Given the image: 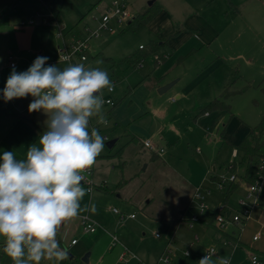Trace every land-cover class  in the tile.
<instances>
[{"label":"rangeland","instance_id":"obj_1","mask_svg":"<svg viewBox=\"0 0 264 264\" xmlns=\"http://www.w3.org/2000/svg\"><path fill=\"white\" fill-rule=\"evenodd\" d=\"M114 1L124 5L131 20L134 17L132 13L136 15L137 10L140 9V7L137 9L133 7L132 1L136 0H102L96 8H87L89 10L84 12L81 19L76 17L73 21L72 14H65L66 22L69 25L75 24L74 29L70 31V26L53 28L42 48L34 45V35L30 34L27 24L21 26L24 31L18 27L6 25L11 10H4L0 17V98L3 97V88L12 67L15 66L17 72L26 71L38 56L49 57L46 66L56 65L63 69L70 65L83 64L86 69L99 68L106 71L110 81L114 84L113 91L102 90L104 101L109 100L111 103H104L102 106V113L107 118L108 124L105 126L98 123V116L91 117L89 121V133L95 128L102 137L106 138L105 147L93 165L94 175H100L107 181L120 176L122 172L124 179L127 180L124 186L132 187L133 183H137L139 180H147V183L139 191V195H146L145 199L141 197V200L138 201L137 194L129 206L130 213L134 218L144 219L148 227V229L136 228L135 236L143 241L147 250H152V256L156 255L153 264H159L158 261L162 257L168 258V262L165 264H188L189 259H184L183 254L186 250L191 251L190 243H195L194 236L198 233L196 226L199 223L196 222L197 224L189 228L185 219H190L192 215H198V201L194 199L189 202V198L186 199V189L182 186V179L177 176L175 171L184 175L190 167L192 157L195 160L200 159L209 163L210 170L206 182L198 187L204 189L205 193L207 187L215 192L219 188L218 180L215 179L214 182L211 178H217L223 175L222 173L228 176L229 173L226 171L228 164L244 162V157L239 149H237L238 157H232V145L224 142L220 136L227 139L244 138L248 129L264 118V33L262 31L258 33V30L255 32L251 26L254 19L253 13L258 17L261 14V7H256V11H254L249 1L242 2L239 11L241 13L238 15L234 13L230 4H227V8L222 12L223 0H216V3L206 0V5H201V2L196 4L193 1L194 9L204 8V11L219 12L216 13L218 18L213 15L208 18L211 25H214L217 30L220 25H225L223 21H220V17L226 20L236 19L238 23H242L238 25L239 34L236 38H238L241 51L248 52L245 53V58L252 56L253 62L250 65H245V61L242 62L240 59L229 61V56L234 54V49L238 45L235 47L228 43L231 39L225 40V36H223L211 48H205L211 52V49L222 47L226 52V55L223 53L222 57L228 59L227 65L222 66L220 69L223 71L218 70L196 91L184 96L181 92L187 89V84L200 76L212 64V53L206 55V50L198 51L195 47V52H191L188 57L177 61L178 55L182 53L172 54L168 49L170 53L166 56L167 58L156 64L154 56L162 57L167 46L159 44L158 38L153 34L152 25L147 24L139 29L130 30L127 29V23L131 20L111 18L106 24V28L99 29L103 15H109L108 11H113L112 3ZM182 1L186 0H177L179 4L175 3L176 0H156L155 2L157 9L161 8L168 12L167 15L173 23L174 21L180 23L189 13V8ZM139 2V6L147 8L150 6L148 3L153 0H140ZM239 17H241L240 20H237ZM251 28L258 36V44L255 48L254 33L250 34ZM90 32L97 33V36L89 39L88 48L83 53L85 61L80 62L77 56L72 58L71 64L59 60L58 46L61 47L77 38L88 37ZM57 34H60V37H57ZM232 37L234 36L232 35ZM152 43H158L156 51L148 53L138 63L127 66L121 62L125 57L147 52ZM193 43L195 42L189 45L190 48L195 46ZM8 57L11 58L8 59ZM172 57L174 58L171 60ZM10 63L13 64L11 67ZM156 71L167 73L168 78L176 76L174 79H179V81L166 92L159 94L157 93L159 87L152 90L154 80L150 79ZM235 75H239L241 79H234ZM174 79L173 81H175ZM228 81H233V90L242 91L228 101L230 113H216L214 115L219 116L218 120H214L213 124L206 126L207 129L204 127L205 129L201 131L198 128L192 130L194 119L201 116L198 111L194 110V106H203L205 104L203 98L206 93L218 92L220 87L222 90L224 82ZM33 99L31 96L14 99L16 108L25 110L32 120L45 126L47 119L45 113L42 111L30 113L28 111V106ZM146 110H149L152 115L154 114L157 124L155 121L153 124L149 122L148 115L138 118L139 123L144 129L150 126L149 128L157 130L153 139L157 140V145L163 149V154L157 158V175L153 173L151 164L147 169H144L149 151L143 146V140L141 146L137 142L129 141V135H131L129 132L133 131L128 128L127 117L135 111L144 113ZM189 110H192V113H189ZM158 125L159 127H157ZM133 134L140 140L143 139V134L138 133L139 135H137L136 132ZM164 134L173 137L171 142ZM191 139H194L196 143H191ZM111 140L115 142L109 148L106 146V142ZM119 163L123 167H118ZM101 165L104 168H101ZM112 165L116 168H112ZM211 168H216L215 175ZM238 172L242 174V168ZM129 174H131V179H129ZM134 174H136L135 177ZM149 176H151V180L147 179ZM227 188L228 184L220 189L226 192ZM221 193L223 198L225 194ZM209 195L207 193L204 195L205 204H207L206 198ZM117 201L121 206L124 205V200ZM112 210L122 212V209L117 205H111L110 208L104 206V211L109 213L108 215ZM182 213H184L183 216ZM203 219L205 218L198 216V220L202 221ZM155 234L157 238L154 237ZM137 258L139 264H149L141 261L138 256ZM0 264H6V262L0 261Z\"/></svg>","mask_w":264,"mask_h":264},{"label":"crops","instance_id":"obj_2","mask_svg":"<svg viewBox=\"0 0 264 264\" xmlns=\"http://www.w3.org/2000/svg\"><path fill=\"white\" fill-rule=\"evenodd\" d=\"M100 1L102 0H0V17L4 10H11L10 17L6 25L10 27H18L24 31L21 26L27 24V29L29 30L30 34L34 35V45L36 44V47L42 48L43 43L45 44V41L49 37V34L52 33L53 28L55 29L56 27L60 26L65 28L66 26H70V31L74 29L75 24L69 25V23L66 22L64 16L65 14H72L73 21L76 17L81 19L84 12L89 10L87 8H96ZM139 1L140 0H136L135 2L132 1L134 8L137 9V7H140L139 11L137 10L136 13H142L152 5L157 8V3L155 2L156 0H153L152 4L147 8L139 6ZM193 1H195L196 4L197 2H201V5H206V0L182 1V3H184L185 6L189 8V13L180 23L175 21L173 23L171 18H169L167 15L168 12L161 8H158L159 10H155L154 16L147 23L150 26H153V34H155L156 38H158L157 41L159 40V44L167 46L166 52L162 53L161 55L162 57H159L158 61L155 59L156 64L163 62L167 58L166 56L170 53V51L172 54L182 53L178 55L179 58L177 61L183 57H188L191 52H195V47H197L198 51L206 50V55L208 53H212V64H210L200 76L192 79L187 84V89L185 91H180L184 96L196 91L201 85L205 84V82L211 76L215 75L218 70L223 71L220 68H222L224 65H227L226 61L228 59L222 57L223 53L226 55V52L222 47L214 50L211 49V52L205 47L211 48V46L215 45L216 41H220L221 37L223 36H225V40L230 38L231 41L229 40L228 43H231L236 47L238 45V38H236L239 34L238 25L242 24L238 23L236 19L226 20L220 17V21H223L225 25H220V28L217 30L214 25H211L210 20L208 19L211 18L212 15L218 18L219 16H216L217 11H204V8L194 9L193 7L195 4ZM210 1H213V3L215 1L216 3V0ZM246 1H249L250 6L251 8H254V11H256V7H261V14L258 17L255 13H253L254 19L253 23H251V26L253 29H255V32L258 30V33L259 31L264 33V0H223L224 5L222 12L227 8V4H230L233 7L232 9L235 14L241 13L239 12L240 5L242 2ZM175 3L179 4L177 0ZM132 15L135 14L132 13ZM240 18L241 17H239L237 20H240ZM230 32L232 33L231 35L229 34ZM252 32L253 30L251 28V35ZM255 32H253V40L256 43L254 48L258 44V36ZM232 35L234 37H232ZM192 42H195L193 43L195 46L190 48L189 45ZM222 44L224 46V43ZM234 50L235 52L232 56L228 55L230 57L229 61L240 59L242 62L245 61V65H250L251 62H253L252 56L245 58V53L248 52L241 51L240 45H238V47H236ZM9 58L11 57H8V59ZM173 58L174 57H172L171 60ZM164 73L165 72L158 73L156 71L152 74L150 78L154 80L152 90H156L158 87H161L162 85H165L176 78V76H171L168 78L166 76L167 73ZM234 79L241 78L239 75H235ZM178 81L179 79L175 80V83ZM230 82L233 81H228L227 83L224 82L222 90L219 86L220 88H218V92H213L211 94L206 93L205 97L203 98L205 101L203 106H205L211 100L219 97L223 93L225 86ZM203 106L195 105L194 110L200 113V110ZM16 107L17 106L14 99L5 102L3 97L0 98V156H2L6 151H11L14 152L16 158L25 159L27 148L29 145L37 142L39 135L43 132L45 126L44 124H38L32 120L25 110H21L20 108L17 109ZM189 113H192V110H189ZM216 113L225 112L216 111L205 113L203 115L200 114L201 116H198L194 119L191 129L194 130V128H198V130L201 131L205 129L204 127L213 124L214 120L216 121L219 118L218 115H214ZM145 115H148L147 118L149 122L153 124L155 121L157 124V119H155L154 114L152 115L149 110L144 111V113L137 111L131 113L126 120L129 130L136 132L137 135L140 133L144 136L143 139L140 140L135 134H133V132H129V134H131L129 135V141L137 142L141 146L142 140L143 142L150 140L153 145H156L158 148H160L159 145H157V140L153 139V135H156L157 130H154V128H149L150 126L144 129L139 123L140 121L138 118ZM157 127H159V125ZM169 129L172 128L169 127ZM165 137L170 142L173 139V137L169 135H165ZM221 137L224 142L232 145V157H238L239 151L237 150L236 145L243 138L232 137L227 139L223 138L224 136H220V138ZM190 142L196 143L194 139H191ZM148 153V158L145 160L146 168L144 167V169H147L151 164L153 173L157 175V158L159 155L154 156V154L150 151ZM161 154H163V152ZM242 155L244 157L243 153ZM208 165L209 163L203 162L200 159L195 160L192 157L190 167L187 169L184 175H180L178 171H175L177 176L183 180L182 181L180 179L182 186H184L186 189L185 197L186 199L189 198V202L194 200L195 189L199 188L198 186L203 185L206 182L207 174L210 170ZM231 165L232 163L228 164L226 171L227 168L231 167ZM117 166L120 168L123 167L120 163ZM101 168H104L103 165H101ZM112 168H116V166L112 165ZM238 169L240 170L241 168ZM238 169L235 174L242 175L243 172L242 174H239ZM89 171L91 191L87 192L86 186L81 185L85 189L86 194L81 200V210L79 215L76 218L65 221L57 233V240L60 242L61 248H66L69 252L68 259L64 261L42 259L40 264H139L140 262L137 256L141 261L153 264L156 259V255L152 256V250H147V246L143 244V241L135 236L136 228L148 229V227L146 226L144 219L137 217L134 218V216L130 213L129 207L131 205L132 199L136 198L137 194L139 197L138 201L141 200V197L142 199H145L146 195H139V191L141 187L147 183V180H139L137 183H133V187L124 186L127 180L124 179L122 172L120 176H116L112 180L106 181L102 176L94 175L93 166L89 168ZM211 171L215 175L216 168H211ZM222 174L226 175L224 173ZM130 175L131 174H129V179H131ZM135 176L136 174H134V177ZM218 178L219 176L217 178L212 177L211 180L215 182V179L217 181ZM147 179L151 180V176H149ZM226 184L229 186L230 183ZM220 188H218V190L215 192H213V190H211L209 187L206 188V193L210 194L206 198L208 210L202 215L198 213V216L204 217L205 219L202 221L198 220L197 223H199V225L196 226L198 233L196 232L197 234L194 236L195 243H190V248H192L191 251L189 252L186 250L189 252V256L184 257L183 254V258L189 259L188 264H198V261L203 257L204 251L209 247H214L217 258L230 257L231 264H249V255L252 253L256 254L261 261H264V184H262L259 192L257 193V206L251 211L250 217L244 223V225L242 227L237 225H229L222 231L216 229L213 224L212 218L210 216L213 210L219 205H224L228 212L232 213L239 210V200H244L246 203L250 204H252V201L251 199H246L247 185L243 182L238 183L236 188L230 193H227V191L225 192ZM199 189L204 199V195L206 193L204 189ZM221 192L225 194L223 198L221 197ZM121 199L124 200L123 206H121L119 201H117ZM91 204H95V212L85 210ZM105 205L108 208H110L111 205H117L122 209V212L118 211V213H114L112 210L110 215H108L109 213L104 211ZM183 214L184 213H182V216ZM82 217H87L96 224L93 231L85 232L82 229ZM185 221L189 226L187 218ZM197 223H194L193 225ZM193 225L189 228H192ZM256 235H258V238L253 240V237ZM154 237L157 238L156 234ZM74 240L76 242L72 244L71 242ZM3 248L4 237L0 236V261H4L6 264H11L12 260L7 256V254L4 253ZM85 254H88L87 263L81 261ZM29 264H34V262H29Z\"/></svg>","mask_w":264,"mask_h":264},{"label":"clouds","instance_id":"obj_3","mask_svg":"<svg viewBox=\"0 0 264 264\" xmlns=\"http://www.w3.org/2000/svg\"><path fill=\"white\" fill-rule=\"evenodd\" d=\"M48 59L38 56L22 72L13 66L3 88L5 102L31 96L28 111L47 116L25 159L11 151L0 156V236L13 264L68 259L57 233L65 221L79 215L86 194L82 173L105 147L106 138L97 129L89 133V121L98 116V123L108 124L102 113V90L114 89L108 73L83 64L46 66ZM85 210L95 212L96 206ZM214 255L206 253L198 264H231L230 257L214 260Z\"/></svg>","mask_w":264,"mask_h":264},{"label":"built area","instance_id":"obj_4","mask_svg":"<svg viewBox=\"0 0 264 264\" xmlns=\"http://www.w3.org/2000/svg\"><path fill=\"white\" fill-rule=\"evenodd\" d=\"M114 7L113 11H108L109 15H103L100 21L99 29L106 28V24L111 18H117L118 20H131V17L127 13L123 4L114 1L112 3ZM97 33H91L88 37L85 38H77L68 44L63 46H58V54L59 60L61 62H66L71 64V60L73 57L77 56L80 62L85 61L84 51L88 48L89 39L92 37H96ZM57 37H60V34H57ZM10 59V58H9ZM154 59L158 61V57L154 56ZM13 64L11 63L10 66ZM106 104H111L109 100L105 101ZM143 146L148 149V151L156 154L157 156L163 152L162 148H158L156 145H153L150 140H146L143 142ZM82 175L84 176V180L81 182V185L86 186V191H91V181L89 180L90 171L85 170ZM238 180L237 176L234 174H229L228 176L221 175L218 178L217 184L218 187H223L226 183L236 182ZM262 184H264V153H262L261 158L259 160L257 169L254 174V179L251 184L247 185L246 189V199H251L252 204L248 205L244 200L238 201L239 210L235 212H228L224 205H219L213 210V224L219 231L226 229L229 225H237L242 227L244 223L249 219L251 211L257 206V193L259 192ZM194 199L198 201V209L199 214L202 215L204 212L208 210V206L205 204L203 196L201 195V191L199 188L195 189ZM115 213H118L117 210H114ZM198 214V215H199ZM198 215H192L190 219H188L189 227H191L194 223L198 222ZM81 226L85 232H91L94 230L96 224L88 219L87 217L81 218ZM157 237V235H156ZM258 235L253 237V240H256ZM76 241H72L74 244ZM215 253L213 259L216 260V250L214 247H209L204 251L203 256L206 253ZM187 253V255H186ZM189 256V252H184V257ZM163 258V259H162ZM159 259V264H165L168 261L167 257H162ZM249 264H264V261H261L260 258L252 253L249 255ZM13 264V261L12 263Z\"/></svg>","mask_w":264,"mask_h":264},{"label":"trees","instance_id":"obj_5","mask_svg":"<svg viewBox=\"0 0 264 264\" xmlns=\"http://www.w3.org/2000/svg\"><path fill=\"white\" fill-rule=\"evenodd\" d=\"M157 8L152 5L150 8L145 10L142 13H137L134 15L133 19L127 23V29L136 30L143 26H145L154 16L155 10ZM157 49V43H152L150 47H148L147 52H141L133 54L129 57H125L121 62L127 66L138 63L142 57L146 56L148 53L155 52ZM233 82L228 83L223 93L208 102L205 106L200 110L201 115L210 112H225L230 113V106L228 101L235 95L239 94L242 91L233 90ZM236 148L242 151L244 154V162H233L231 167L227 168L229 174H234L237 176L238 180L236 182H232L229 184L227 188V193L233 191L238 183H245L246 185L251 184L254 179V174L257 169L259 160L261 158L262 153H264V118L253 127H250L247 135L236 145ZM156 156V154H154ZM238 168L243 169V174L238 175L235 174ZM213 221L214 214L210 215Z\"/></svg>","mask_w":264,"mask_h":264},{"label":"water","instance_id":"obj_6","mask_svg":"<svg viewBox=\"0 0 264 264\" xmlns=\"http://www.w3.org/2000/svg\"><path fill=\"white\" fill-rule=\"evenodd\" d=\"M148 4L151 5L152 2H150V3H148ZM174 84H175V81H172V82H170V83H167V84H165V85H162L161 87H159V88L157 89V93L162 94V93L166 92V91H167L169 88H171ZM114 142H115L114 140L108 141V142H106V146L109 147V148H111V147L113 146ZM87 257H88V254H85V255L82 257L81 261L87 263Z\"/></svg>","mask_w":264,"mask_h":264}]
</instances>
